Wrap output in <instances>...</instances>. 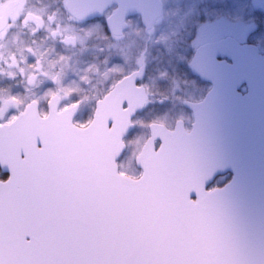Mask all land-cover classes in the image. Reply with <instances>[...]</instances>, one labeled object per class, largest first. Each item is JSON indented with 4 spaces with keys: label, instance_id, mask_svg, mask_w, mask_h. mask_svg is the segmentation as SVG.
I'll return each instance as SVG.
<instances>
[{
    "label": "snow or ice",
    "instance_id": "1",
    "mask_svg": "<svg viewBox=\"0 0 264 264\" xmlns=\"http://www.w3.org/2000/svg\"><path fill=\"white\" fill-rule=\"evenodd\" d=\"M54 99L45 93L36 102L42 119L64 111L73 137L92 135L99 125L117 141L107 186L85 179L47 131L17 127L31 99L0 109V264H243L216 211L209 187L215 172L195 161L191 133L153 131L141 149L144 124L136 120L147 105L125 100L132 122L124 127L119 114L102 120L99 99L85 102L75 93L70 101Z\"/></svg>",
    "mask_w": 264,
    "mask_h": 264
},
{
    "label": "flooded vegetation",
    "instance_id": "2",
    "mask_svg": "<svg viewBox=\"0 0 264 264\" xmlns=\"http://www.w3.org/2000/svg\"><path fill=\"white\" fill-rule=\"evenodd\" d=\"M244 1L246 5L248 0ZM69 2L0 0V109L13 107L9 103L18 98L23 103L25 97L36 104L45 93L54 94L56 103L70 101L74 93L85 102L102 100L126 78L135 73L140 76L142 72V87L138 88L136 82L134 87L142 88L143 92L127 85V89L134 90L128 97H146V111L152 113L165 112L161 108L167 106L153 101H167L181 115L173 119L172 125L163 121L152 124L173 132L180 121H185L182 128L190 133L195 119L187 103L203 102L212 88L192 73L196 52L207 45L235 42L254 45L264 54L263 38H251L250 24L241 27L229 14L230 0L227 5L225 2L219 5L216 0H160L161 15L157 19H151L157 12L155 7L148 13L147 23L142 14L135 13L126 18V28L120 34L110 33L109 23L104 20L118 15L117 4L104 9L102 15L81 20L69 12ZM217 60L232 63L224 54L218 55ZM156 71L169 76H159L156 81ZM182 78L184 84L194 79L208 90L196 93L190 87H181ZM238 92L245 97L247 85L243 84ZM123 97L121 92L116 99ZM87 107L94 105L89 103ZM39 114L45 115L42 109ZM149 129L150 126L148 136L139 145L141 149L150 137ZM226 143L233 148L245 146L246 130ZM189 148L199 165L210 167L192 142ZM210 168L215 172V179L209 185L212 189L224 187L233 178L229 169L221 173L218 164Z\"/></svg>",
    "mask_w": 264,
    "mask_h": 264
},
{
    "label": "water",
    "instance_id": "3",
    "mask_svg": "<svg viewBox=\"0 0 264 264\" xmlns=\"http://www.w3.org/2000/svg\"><path fill=\"white\" fill-rule=\"evenodd\" d=\"M112 4L119 6L118 15L109 20L114 34H120L126 28V18L135 13L142 14L145 23L154 7L157 12L151 19L161 15L160 0H70L68 9L77 19L86 20L100 15ZM90 9L94 10L93 14L86 15ZM220 54L229 57L232 63L218 61ZM197 55L198 66L192 63V73L210 83L212 88L203 102L187 103L195 119L188 139L195 149H200V155L207 159L210 167L218 164L221 173L227 169L233 173L229 183L215 189L216 211L223 228L238 247L243 264H264V54L254 45L224 42L200 48L193 60ZM139 74L126 78L100 100L102 120L119 114L122 126L127 127L132 122L122 105L125 100L132 101L136 107L145 105L146 97L131 99L128 96L134 90L126 88L127 85L135 88L134 83L142 77V72ZM243 84L248 87L245 97L238 92ZM135 89L143 92L142 88ZM121 92L124 97L117 100ZM74 109L75 106L68 111ZM15 123L24 132L45 130L50 133L56 138L61 154L70 157L75 167L83 169L85 179L101 189L107 186L109 157L116 150L117 141L99 125L92 135L73 137L64 111H54L45 120L37 112L35 103L30 104ZM181 127L179 123L176 130L170 132L152 124L150 137L153 131L171 136ZM245 130V146L227 145L226 142L240 137ZM183 133H186L184 129ZM144 155L147 158L149 154Z\"/></svg>",
    "mask_w": 264,
    "mask_h": 264
},
{
    "label": "rangeland",
    "instance_id": "4",
    "mask_svg": "<svg viewBox=\"0 0 264 264\" xmlns=\"http://www.w3.org/2000/svg\"><path fill=\"white\" fill-rule=\"evenodd\" d=\"M219 5L223 2H225V5L229 2V0H216ZM217 11L221 12L222 9H217ZM217 11L214 13L217 14ZM173 11L170 12V14ZM229 14L234 17L237 24H239L241 27L243 25L250 24L251 28V38L253 39H259L261 40L263 38L264 42V28L261 27V24H264V0H248L247 4L245 5L244 0H230L229 8H228ZM245 12L248 14V16L245 17ZM256 32V33H255ZM258 40V41H259ZM159 76H169L167 73H157L156 71V81ZM183 78L180 82V86L184 87H190L193 89V92L196 93H204L208 90V87L203 86L198 83L197 80L189 79L186 81V84L182 83ZM172 82H170L171 84ZM18 99L12 100L9 105H12L13 107H16V105H21V101ZM171 103V102H170ZM166 107H162V110H165V112L162 113H152L151 110L146 111L142 116L138 117L136 122L140 124H144V127L141 129L140 133H138V136L140 137V144L142 141L148 136V121H163L164 123H168L169 125H172L173 119L181 115L180 111L175 110L174 107H171L166 102ZM175 111V112H174ZM175 114V115H174Z\"/></svg>",
    "mask_w": 264,
    "mask_h": 264
}]
</instances>
